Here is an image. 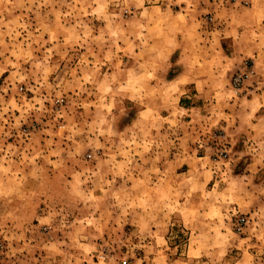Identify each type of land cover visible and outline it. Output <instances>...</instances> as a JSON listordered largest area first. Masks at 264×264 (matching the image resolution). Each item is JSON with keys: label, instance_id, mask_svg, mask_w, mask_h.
Here are the masks:
<instances>
[{"label": "rangeland", "instance_id": "rangeland-1", "mask_svg": "<svg viewBox=\"0 0 264 264\" xmlns=\"http://www.w3.org/2000/svg\"><path fill=\"white\" fill-rule=\"evenodd\" d=\"M260 1L0 0V264H264Z\"/></svg>", "mask_w": 264, "mask_h": 264}, {"label": "crops", "instance_id": "crops-1", "mask_svg": "<svg viewBox=\"0 0 264 264\" xmlns=\"http://www.w3.org/2000/svg\"><path fill=\"white\" fill-rule=\"evenodd\" d=\"M262 1H260L259 2V0H257V5H254L253 6V9H252V11L253 12H258V9H259V6H260V3H261ZM262 32H261V30H259L258 32H257V34H256V37L254 36V42H255V44H257V41H258V43L260 44L261 43V41L260 40H257V39H259V34H261ZM257 54H258V56H264V51H262V52H257Z\"/></svg>", "mask_w": 264, "mask_h": 264}, {"label": "built area", "instance_id": "built-area-1", "mask_svg": "<svg viewBox=\"0 0 264 264\" xmlns=\"http://www.w3.org/2000/svg\"><path fill=\"white\" fill-rule=\"evenodd\" d=\"M241 75L240 76H237L236 78H235V86L236 87H238L239 86V84L241 83Z\"/></svg>", "mask_w": 264, "mask_h": 264}]
</instances>
